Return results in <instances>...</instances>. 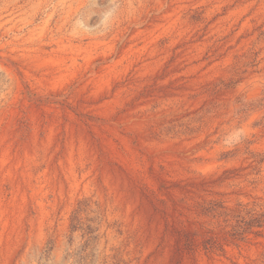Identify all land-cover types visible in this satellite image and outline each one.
<instances>
[{"label":"rangeland","instance_id":"rangeland-1","mask_svg":"<svg viewBox=\"0 0 264 264\" xmlns=\"http://www.w3.org/2000/svg\"><path fill=\"white\" fill-rule=\"evenodd\" d=\"M0 264H264V0H0Z\"/></svg>","mask_w":264,"mask_h":264}]
</instances>
